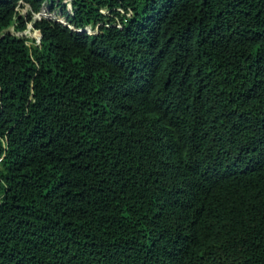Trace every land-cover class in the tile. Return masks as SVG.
Masks as SVG:
<instances>
[{"label":"trees","instance_id":"trees-1","mask_svg":"<svg viewBox=\"0 0 264 264\" xmlns=\"http://www.w3.org/2000/svg\"><path fill=\"white\" fill-rule=\"evenodd\" d=\"M0 264H264V0H0Z\"/></svg>","mask_w":264,"mask_h":264},{"label":"rangeland","instance_id":"rangeland-1","mask_svg":"<svg viewBox=\"0 0 264 264\" xmlns=\"http://www.w3.org/2000/svg\"><path fill=\"white\" fill-rule=\"evenodd\" d=\"M19 11H20V13L22 15L25 16V18H27L29 16V13H30V8L28 6H25V7H22V8L20 7ZM35 17L39 18V14L35 15ZM33 27H34L33 23H29L28 24V28L23 33L18 34V36L34 38V39L39 41L42 34H41L40 31L35 30ZM11 31L15 32V27H11Z\"/></svg>","mask_w":264,"mask_h":264},{"label":"water","instance_id":"water-1","mask_svg":"<svg viewBox=\"0 0 264 264\" xmlns=\"http://www.w3.org/2000/svg\"><path fill=\"white\" fill-rule=\"evenodd\" d=\"M43 15H44V13H40V14H39V19L42 18ZM36 18H38V17H36ZM41 38H42V35H41ZM41 38H40V39H41Z\"/></svg>","mask_w":264,"mask_h":264}]
</instances>
